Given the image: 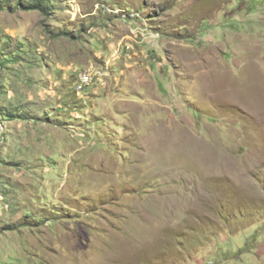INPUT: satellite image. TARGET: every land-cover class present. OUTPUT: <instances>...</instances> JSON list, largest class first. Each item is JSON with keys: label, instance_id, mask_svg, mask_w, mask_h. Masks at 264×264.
I'll return each instance as SVG.
<instances>
[{"label": "rangeland", "instance_id": "obj_1", "mask_svg": "<svg viewBox=\"0 0 264 264\" xmlns=\"http://www.w3.org/2000/svg\"><path fill=\"white\" fill-rule=\"evenodd\" d=\"M0 264H264V0H0Z\"/></svg>", "mask_w": 264, "mask_h": 264}, {"label": "built area", "instance_id": "obj_2", "mask_svg": "<svg viewBox=\"0 0 264 264\" xmlns=\"http://www.w3.org/2000/svg\"><path fill=\"white\" fill-rule=\"evenodd\" d=\"M82 79H83V82H85L88 79L86 73L82 74Z\"/></svg>", "mask_w": 264, "mask_h": 264}, {"label": "trees", "instance_id": "obj_3", "mask_svg": "<svg viewBox=\"0 0 264 264\" xmlns=\"http://www.w3.org/2000/svg\"><path fill=\"white\" fill-rule=\"evenodd\" d=\"M38 7L43 8V2L39 3Z\"/></svg>", "mask_w": 264, "mask_h": 264}, {"label": "bare ground", "instance_id": "obj_4", "mask_svg": "<svg viewBox=\"0 0 264 264\" xmlns=\"http://www.w3.org/2000/svg\"><path fill=\"white\" fill-rule=\"evenodd\" d=\"M255 108V107H254ZM260 108V107H259ZM257 109V108H256ZM255 110V109H254ZM256 111V110H255ZM246 182V181H245ZM246 186V185H245Z\"/></svg>", "mask_w": 264, "mask_h": 264}]
</instances>
